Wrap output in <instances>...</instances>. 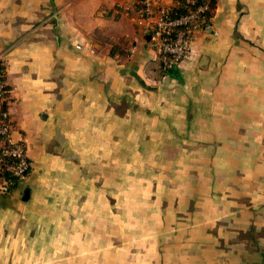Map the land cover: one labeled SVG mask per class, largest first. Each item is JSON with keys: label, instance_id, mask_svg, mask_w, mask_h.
Masks as SVG:
<instances>
[{"label": "crops", "instance_id": "obj_1", "mask_svg": "<svg viewBox=\"0 0 264 264\" xmlns=\"http://www.w3.org/2000/svg\"><path fill=\"white\" fill-rule=\"evenodd\" d=\"M142 1L0 0V264H264V0H207L168 71Z\"/></svg>", "mask_w": 264, "mask_h": 264}, {"label": "built area", "instance_id": "obj_2", "mask_svg": "<svg viewBox=\"0 0 264 264\" xmlns=\"http://www.w3.org/2000/svg\"><path fill=\"white\" fill-rule=\"evenodd\" d=\"M139 13L165 71L178 68L189 57L197 33L216 34L207 0H174L172 6L143 0ZM13 130L8 88L0 73V193L3 194L11 190L14 180L25 181L31 166L26 146L14 138Z\"/></svg>", "mask_w": 264, "mask_h": 264}, {"label": "trees", "instance_id": "obj_3", "mask_svg": "<svg viewBox=\"0 0 264 264\" xmlns=\"http://www.w3.org/2000/svg\"><path fill=\"white\" fill-rule=\"evenodd\" d=\"M210 3H211V2H210ZM210 6H211V8H212V7H213V3H211ZM2 68H3V66H2V64L0 63V71L2 70ZM19 183H20V182H18L17 180H16V181L14 180V182H13V184H12V188L16 187ZM12 188H11V189H12Z\"/></svg>", "mask_w": 264, "mask_h": 264}]
</instances>
